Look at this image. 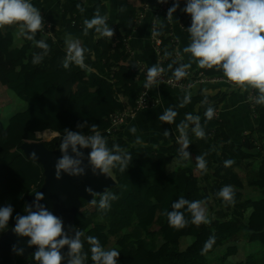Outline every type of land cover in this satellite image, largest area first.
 Listing matches in <instances>:
<instances>
[{"label":"trees","instance_id":"trees-1","mask_svg":"<svg viewBox=\"0 0 264 264\" xmlns=\"http://www.w3.org/2000/svg\"><path fill=\"white\" fill-rule=\"evenodd\" d=\"M115 4L114 22L109 21L107 0L93 6L92 14L93 17L99 9L115 32L109 40L91 30L103 69L108 78H112L110 81L94 76L89 70L78 81L68 69L58 74L56 56H66L70 43L79 42L83 46L86 40L84 27L74 10L63 13L62 26L53 38L40 31L29 41L20 35L16 26L0 29V207L10 204L13 208L9 227L0 232V237L15 226L17 214H26L25 197L37 193L43 184L41 167L23 156L19 149L21 144L41 143L53 151L66 130L75 128L76 132L88 136L93 134L90 126L95 124L96 130L103 135L109 115L137 114L136 104L146 90V81L135 71L124 41L131 38L138 27L143 4L141 0H116ZM69 6L72 3L66 1L64 7ZM184 7L180 9V22L185 39L190 42L187 28L191 19L182 11ZM165 17L166 13L158 15L155 31L160 34L155 36L161 41L165 76L174 79L172 69L183 62L174 61L175 45ZM36 40L46 41L50 51L39 64L33 65V55L43 54V50L35 46ZM165 52L170 55L165 56ZM169 64L172 69L168 68ZM199 70L207 78H223L220 72ZM227 88L211 95L202 94L198 116L207 143L219 148L220 164L208 171L209 178L219 183L218 191L225 185L233 186L235 205L225 206L221 198L218 206L214 204L212 194L200 182L196 156L187 149L190 159L181 160L180 145H175L165 160L161 155H148L144 163L132 169L127 166L123 173L117 162V167L108 173L115 186L107 192L117 197L110 202L108 210L98 208L100 196L94 198L97 206L82 201L74 228L83 233L80 236L83 249L89 245L87 237L95 236L103 239L101 246L106 250L120 251L118 264H146L140 258L143 254L156 258L155 264H264V106L254 105L256 129L236 144L214 118L205 124V106L217 112L234 92L230 85ZM50 98L54 102L53 114L48 108ZM155 106L156 101L150 98L147 109ZM88 113L91 116L85 118ZM19 117L24 118L15 122ZM52 117L64 122L55 124L51 122ZM105 138L110 149L113 145L122 148L128 143L121 133ZM226 160L234 161L231 167L224 166ZM19 163L32 165L36 171L23 178L16 168ZM164 192L166 194L161 197ZM181 197L188 201L206 200L211 223L197 227L185 207L179 211L188 220L187 226L180 230L170 227L166 213L173 211V202ZM223 208L231 212L215 216ZM151 210L154 213L151 222L142 226ZM205 233L214 235L217 244L202 254L200 238ZM81 257L84 264H92L91 255ZM16 258L20 261L19 256ZM21 262L38 264L33 255Z\"/></svg>","mask_w":264,"mask_h":264},{"label":"clouds","instance_id":"clouds-1","mask_svg":"<svg viewBox=\"0 0 264 264\" xmlns=\"http://www.w3.org/2000/svg\"><path fill=\"white\" fill-rule=\"evenodd\" d=\"M157 2L165 3L167 0H157ZM77 8L81 13L84 11L79 4ZM178 8L179 0H173L165 18L172 20L173 13ZM182 11L191 19L190 26L187 28L190 43L183 48V52L189 54V63H181L174 69L172 64L168 65V68L172 69L175 81L179 82L187 77L188 69L191 68L192 63H195L200 69L222 73L224 80L234 90L241 93L255 92V104L264 106V0H187ZM83 23L84 36L89 34V30L109 40H112L115 35L113 28L107 24V17L101 15L99 9L91 19H85ZM13 26L19 28L21 36L33 41L36 34L44 28V19L31 0H0V29ZM159 34V32H153V35ZM35 46L43 50V54L33 55V65L39 64L50 51L48 43L44 40H36ZM88 51L90 50L79 42L70 43L62 67L69 69L70 65L74 64L82 70L86 69L87 65L84 61ZM169 55L170 53L165 52V56ZM164 72L165 69L160 64L149 67L144 88L150 90L154 85H158ZM190 102L191 94L189 93L184 96L179 107H184ZM177 114V111L170 106L158 119L163 123L173 124ZM204 116L206 124L214 118L215 109L211 106L207 107ZM190 124L194 125L191 131L197 139L206 138L204 127L200 124V117L191 113L186 114L185 120L177 125L179 132L177 140L180 145L178 153L180 159L185 161L190 159V153L187 151L191 143L188 137ZM96 129L97 125H91L90 130L93 134L88 136L66 130V135L59 146L62 155L55 165V179L60 178L61 170L70 176L84 175V169L79 167L81 161L67 155L69 146L78 157L83 155L77 151L78 145L80 148L91 149L88 160L94 175L108 174L117 167V162H119V171L122 173L125 171L132 160L131 154L124 152L119 145H113L110 149L106 138ZM130 131L135 134L136 128L132 127ZM163 134L165 137L170 135L168 130H165ZM122 152L123 156L120 154ZM32 155L35 156V153ZM205 155L196 157V168L201 175L207 172ZM233 163V160H226L224 166L231 167ZM85 191L92 193L91 188H86ZM92 194L95 195V193ZM99 195L98 208L102 211L108 210L110 202L117 199L115 195L107 191ZM43 196L42 192L34 194L32 205H26L24 208L26 214H17L12 231L19 237H28V245L36 247L32 255L38 264H62L64 257L60 250L64 246L69 248L68 255L71 257L69 264H84L81 257L84 244L80 239L83 233L77 232L75 238H68L64 233L62 220L39 203ZM217 196L222 199L225 206L235 205L233 186H223ZM91 204L97 206V201L92 200ZM205 205L206 200L188 201L183 197L179 198L172 204L173 211L166 213L169 226L176 230L187 226L188 220L185 219L184 213L179 211L185 207L191 215V222L197 227L211 223ZM32 208L36 210L33 211ZM12 213L13 208L10 204L0 207V232L8 229ZM87 241L91 245L92 264H118L119 250L115 248L106 250L95 236H88ZM214 243L215 236L212 235L205 242L202 254L210 251ZM12 251L20 255L23 250H18L16 245H13Z\"/></svg>","mask_w":264,"mask_h":264},{"label":"crops","instance_id":"crops-1","mask_svg":"<svg viewBox=\"0 0 264 264\" xmlns=\"http://www.w3.org/2000/svg\"><path fill=\"white\" fill-rule=\"evenodd\" d=\"M72 3V6L64 7L65 2ZM103 0H31V3L40 10L41 16L44 19V24L50 25L48 33L50 38L58 31L62 26L63 13L71 12L74 10L75 13L79 16V21L84 27L83 21L85 19H90L93 14V6L101 3ZM116 0H107L108 2V13L109 21L114 22L116 20ZM143 4L144 11L142 12L143 18L138 23V27L134 29L132 37L129 40V51L132 54V58L135 62L139 63L141 67H144L146 70L151 67L153 64H158L159 60L153 51V46L151 43V28L152 20L154 13L159 9L160 4L157 0H141ZM187 0H179V8L175 13H173V19L168 20L169 30L171 32V38L174 41L175 50L177 51L182 58L183 63H189V54L183 52V48L188 45V40L185 39V33L180 22V9L186 5ZM173 0H171L167 6V9L172 6ZM80 5L84 11L81 13L77 8V5ZM72 12V13H74ZM66 16V15H65ZM96 42L93 39L91 30L86 36L83 47L89 49L85 54V64L87 68L82 70L78 66L70 65L69 71L74 74L75 81H78L82 78V75L85 71L89 70L93 72L94 76L99 78L108 77V74L103 69L101 64V59L99 55V50L96 47ZM65 56L57 55L54 59L57 67L58 74L62 75L64 73V68L62 67V62ZM134 67V66H133ZM197 65L192 63L190 71L195 72ZM227 86H214L210 87L207 93L202 92L200 87L196 86L190 92L179 93L171 91L168 88L163 86H153L150 90L147 91V96L152 100L156 101V106L152 109H144L138 112L134 117L128 120L121 129V135L127 140V144L122 147L124 152L131 154L132 160L127 165L130 169L133 167L144 163L146 156H157L161 155L163 160L171 153V150L175 145L179 146L178 136L179 132L177 130V125L181 121L185 120V115L191 113L192 115H198L201 111V102L200 97L202 94H214L219 91L227 90ZM191 94V102L186 104L184 107H179L184 96L186 94ZM247 93H241L238 90H234L232 95L225 99L223 104L218 108L217 118H214L220 126L222 125L227 135L234 141L236 144H240L244 137L256 129V120L257 116L251 115L252 113L249 110V105L247 103ZM54 105L53 98L49 100V109ZM46 106H48L46 104ZM172 107L177 111V116L175 117V123L167 124L161 122L158 117L164 113L168 107ZM208 106H205V109ZM31 115V114H29ZM28 116V115H27ZM90 113L85 114V118H89ZM24 117H19L15 122L22 120ZM203 119V117H202ZM255 120V122H253ZM201 122V119H200ZM132 127L136 128L135 134H133L130 129ZM194 125L190 124L188 129V137L190 140V145L188 150L192 153L194 150H199V147L204 149V153H207L208 150L210 155L213 157V162H211L212 167L218 166L220 164L219 150L213 145L210 146L206 139H197L191 128ZM168 130L170 135L165 137L164 131ZM139 141V142H138ZM123 156V152L120 153ZM119 163V162H118ZM18 174L20 175H30L34 174L36 169L33 167L25 166L22 163L17 165ZM209 168V167H208ZM210 169V168H209ZM208 169V170H209ZM166 194L164 192L161 197ZM151 214H149L150 216ZM148 216V218H149ZM148 223H150L148 221ZM141 261L145 262L150 260L151 257L147 255L140 256ZM17 259V258H16ZM23 261V259L20 258ZM147 264H155L154 260L152 263L148 262Z\"/></svg>","mask_w":264,"mask_h":264},{"label":"water","instance_id":"water-1","mask_svg":"<svg viewBox=\"0 0 264 264\" xmlns=\"http://www.w3.org/2000/svg\"><path fill=\"white\" fill-rule=\"evenodd\" d=\"M62 139L58 140L57 148L53 151L46 149L41 143H23L19 146V149L27 160L37 163L42 169L43 184L38 192H42L44 196L39 203L62 220L63 230L68 238H75L77 230L74 228V219L81 208L82 201L86 205H91V201L95 197L98 198L99 194L112 189L115 182L109 174H93L88 160L91 149L80 148L79 145L77 151L82 153V156H76L71 146L67 149V155L81 161L79 167L84 169V175L70 176L61 170L60 178L55 179V165L62 155L59 149ZM33 153H35V156L32 155ZM86 188H91L92 193H95V195L86 192ZM33 200L34 194L26 196V205L31 206ZM32 210L35 211L36 209L32 208ZM13 245H16L18 250L22 249V254L16 255L12 251ZM35 251V246L28 245V237L17 236L12 228L0 237V264H16L15 259L17 256L23 258V260L28 259ZM60 251L64 257L62 264H69L71 257L68 255V246H64Z\"/></svg>","mask_w":264,"mask_h":264},{"label":"built area","instance_id":"built-area-1","mask_svg":"<svg viewBox=\"0 0 264 264\" xmlns=\"http://www.w3.org/2000/svg\"><path fill=\"white\" fill-rule=\"evenodd\" d=\"M170 1L171 0H167V2L160 4L159 9L154 13L153 20H152V28H151L152 29L151 30V43L153 46V51L155 52L156 56L158 57V60H159L158 64H160L162 67H163L164 61L162 58L161 41L155 35H153V32L156 30L155 28H156V24H157L158 15L161 13L167 12V6H168ZM143 11H144V8H143ZM142 18H143V15L141 13L139 15V18H138V23H140ZM73 25H74V23H72V26ZM49 29H50V25L44 24V28L42 30V33H44V34L48 33ZM129 40H130V38L127 39L126 41H124L125 42L124 44H125L127 51L129 53L130 61L132 62V65H134L135 71L140 72V74L142 75V77L146 81L147 70L144 67H141L140 64L135 62L134 59L132 58V54L128 50L129 49ZM174 61L179 62V63L182 62L181 55L177 51H175V60ZM202 76L203 75H201V74H198L196 76L188 75V78H189L188 81H185V78H183L179 82H176L174 79H166L164 76V73H163L162 77L160 78V83L158 85H154V86H163V87L165 86V87L169 88L171 91L181 92V91H183V89H185V90L191 89L193 86L197 85L196 79H198L199 77H202ZM111 79L112 78H109V81ZM207 80L208 81H206V83L214 84L215 86H223V85H226L227 87L229 86V83H227L223 78L215 77V78H210ZM200 82L203 83L205 81L201 80V81H199V83ZM147 91L148 90H145V92H143L142 95L138 98L135 112L138 113L144 109H147V103L150 100L149 97L147 96ZM248 94L250 96H249V100L247 103L250 106L251 110L253 111L254 105H255L254 97H255L256 93L255 92H248ZM217 114H218V112H215L214 118H217ZM134 115L135 114H129V113H120L117 115L116 114L109 115V120L107 123L106 130L103 133V136L104 137L117 136L121 132V129L124 126V124L128 120L132 119L134 117Z\"/></svg>","mask_w":264,"mask_h":264},{"label":"rangeland","instance_id":"rangeland-1","mask_svg":"<svg viewBox=\"0 0 264 264\" xmlns=\"http://www.w3.org/2000/svg\"><path fill=\"white\" fill-rule=\"evenodd\" d=\"M200 70H199V68L197 67V69L195 70V72H193V71H188V75H192V76H196V75H198V74H201V75H203L201 72H199ZM191 72V73H190ZM164 76H165V73H164ZM103 78H105V77H103ZM110 78V77H109ZM109 78L107 77L106 79H108L109 80ZM165 78L167 79V77L165 76ZM207 79H210V78H207V77H205L204 75L202 76V77H199L198 79H196V83H197V85H195V86H193L191 89L193 90L194 89V87H196V86H198V87H200V89H201V91L202 92H205V91H207L210 87H214L215 85L214 84H209V83H206V81H208ZM175 80V79H174ZM189 80V78H188V76L187 77H185V81H188ZM201 80H203V81H205V82H203V83H199V81H201ZM165 87V86H164ZM165 88H167V87H165ZM169 89V88H168ZM191 89H187V90H185V89H183V91H181V92H179V93H185V92H190V90ZM175 92H178V91H175ZM205 93H207V92H205ZM249 94L247 95V102H248V100H249ZM149 99H150V97H149ZM252 100V99H251ZM53 107H51V109H50V111H51V113L53 114ZM249 110H250V112L252 113L251 115H253L254 117L256 116L254 113H253V111L251 110V108H250V106H249ZM218 112V111H217ZM51 122H53V123H55V124H60V123H62V122H64V120L63 119H57V117H52L51 118ZM253 122H255V120H253ZM62 125V124H61ZM81 129H86V127H81ZM69 130H71V129H69ZM73 130V131H72ZM72 132H76L75 131V128H72ZM81 134H83L82 132H80ZM217 147V146H216ZM218 148V147H217ZM218 150H219V148H218ZM204 151V149L202 148V147H199V150H194L192 153L197 157L198 155H201V154H206L205 155V159H206V161H207V172L204 174V175H201V178H200V182H201V184L202 185H204L205 186V188H206V190H208L211 194H212V201L214 202V204H216L217 206H218V204H220L221 203V200L219 199V197L217 196V193H218V188H219V183L218 182H215V181H211L210 180V178H209V175H208V171L211 169V168H213L212 166H210L211 165V162H213L214 160H213V157H212V155H210V152H209V150H208V152L207 153H204L203 152ZM29 167L31 168V167H33L32 165H29ZM210 169H209V168ZM209 169V170H208ZM217 212V211H216ZM227 212H231V210H229V209H225V208H223L222 210H220L218 213H216L215 214V216H219V215H222V214H225V213H227ZM149 214H151L150 216H149V218H146L145 220L146 221H143L142 222V226H145L147 223H148V221L149 222H151V220H152V218H153V216H154V213H153V211L151 210L150 212H149ZM209 237H210V235L208 234V233H205L201 238H200V244L202 245V247H204V244H205V242L209 239ZM99 238H101V237H98V239ZM99 242H100V244H102L103 243V239L102 240H99ZM217 244V242H216V240H215V243L213 244V246H215ZM134 246V245H133ZM212 246V247H213ZM90 247H91V245L89 244V245H87V247L86 248H84V249H82V254L81 255H91V253H90ZM133 250V247H131L130 248V251H132ZM150 257V256H149ZM23 259V258H22ZM26 260H28V259H24L23 261H26ZM153 260H154V262L156 261V258H152L151 257V259L150 260H148V261H146V264L148 263V262H150V263H152L153 262ZM15 262H16V264H19L20 262H21V260L19 261L18 259H15ZM19 262V263H18ZM69 263V262H68ZM21 264H22V262H21Z\"/></svg>","mask_w":264,"mask_h":264},{"label":"bare ground","instance_id":"bare-ground-1","mask_svg":"<svg viewBox=\"0 0 264 264\" xmlns=\"http://www.w3.org/2000/svg\"><path fill=\"white\" fill-rule=\"evenodd\" d=\"M24 176H26V177H27V175H25V174H24ZM21 177H23V175H21ZM23 178H24V177H23Z\"/></svg>","mask_w":264,"mask_h":264}]
</instances>
